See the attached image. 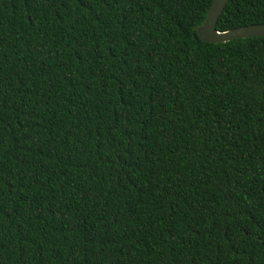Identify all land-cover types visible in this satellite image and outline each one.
<instances>
[{
  "label": "trees",
  "instance_id": "1",
  "mask_svg": "<svg viewBox=\"0 0 264 264\" xmlns=\"http://www.w3.org/2000/svg\"><path fill=\"white\" fill-rule=\"evenodd\" d=\"M211 1L0 0V264H264V37Z\"/></svg>",
  "mask_w": 264,
  "mask_h": 264
},
{
  "label": "water",
  "instance_id": "2",
  "mask_svg": "<svg viewBox=\"0 0 264 264\" xmlns=\"http://www.w3.org/2000/svg\"><path fill=\"white\" fill-rule=\"evenodd\" d=\"M227 0H212L202 23L196 27L195 33L203 43L221 44L234 39L264 37V25H249L226 32H217L215 24Z\"/></svg>",
  "mask_w": 264,
  "mask_h": 264
}]
</instances>
